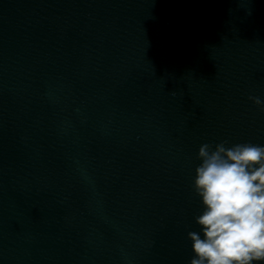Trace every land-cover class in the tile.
<instances>
[{"label":"clouds","instance_id":"clouds-1","mask_svg":"<svg viewBox=\"0 0 264 264\" xmlns=\"http://www.w3.org/2000/svg\"><path fill=\"white\" fill-rule=\"evenodd\" d=\"M249 99L264 111V101ZM227 143L198 151L193 189L203 211L200 232H188L190 264H264V146Z\"/></svg>","mask_w":264,"mask_h":264}]
</instances>
